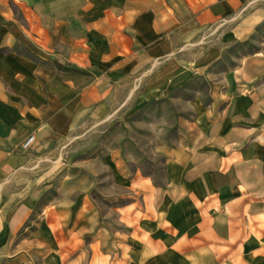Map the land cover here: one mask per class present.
Wrapping results in <instances>:
<instances>
[{"label":"rangeland","instance_id":"1","mask_svg":"<svg viewBox=\"0 0 264 264\" xmlns=\"http://www.w3.org/2000/svg\"><path fill=\"white\" fill-rule=\"evenodd\" d=\"M96 1L0 0L1 51L18 52L51 68L61 63L69 67L63 70L97 74L109 102L108 113L82 115L49 146L32 145L35 170L44 176L34 181L38 196L28 217L4 233L0 264H170V256L154 253L160 241L146 236L138 223L146 215L156 218L162 231L169 228L163 213L146 207L150 188L164 186L168 171L174 172L170 150L193 141L207 112L218 116L236 91L250 89L253 74L258 76L256 87L264 91V0L258 5L260 21L242 35H235L234 29L246 11L203 26L189 13L181 14L172 41L188 77L151 95L144 90L148 75L140 79L137 69L124 73L95 64L80 66L70 59L72 49L60 41V34L90 26L87 17L98 12ZM27 44L35 52H29ZM230 150L220 149L218 156ZM245 171L247 187L257 184L264 191L261 164L248 165ZM7 182L1 179L0 187ZM211 232L219 231L215 227ZM139 237L146 239L141 256ZM216 249L211 239L185 254L189 264H216ZM178 257L179 264L187 263ZM240 262L227 258L225 264Z\"/></svg>","mask_w":264,"mask_h":264},{"label":"crops","instance_id":"2","mask_svg":"<svg viewBox=\"0 0 264 264\" xmlns=\"http://www.w3.org/2000/svg\"><path fill=\"white\" fill-rule=\"evenodd\" d=\"M262 1L97 0L98 12L87 17L90 26L71 28L60 34V41L68 43L70 59L80 66L95 64L124 73L137 69L140 79L147 74L144 90L151 95L188 77L174 55L178 45L172 41L181 14L189 13L203 26L227 19L226 15L235 19L239 11H246L234 29L235 35H242L260 21ZM97 78V74L51 68L18 52L0 50V180L25 181L13 188L8 182L0 187V242L6 229L23 224L38 196L34 181L43 178L44 171L36 172L30 149L54 143L90 111L109 112ZM255 78L253 74L250 89L245 86L235 92L218 116L205 114L206 123L191 143L170 150L168 161L176 163L174 172L168 171L164 186L149 190L146 209L163 213L169 228L162 231L158 220L146 215L138 223L146 236L160 241L154 253L170 256V264H179L178 255L189 264L185 252L211 239L217 243L216 264H225L227 258L264 264V204L256 203L264 200V191L257 184L248 188L243 180L248 165L256 168L260 163L264 173V91L256 87ZM29 133L35 135L34 144L22 148L21 141ZM228 147L230 152L218 156L220 149ZM215 227L218 234L211 232ZM137 240L141 256L146 239Z\"/></svg>","mask_w":264,"mask_h":264},{"label":"built area","instance_id":"3","mask_svg":"<svg viewBox=\"0 0 264 264\" xmlns=\"http://www.w3.org/2000/svg\"><path fill=\"white\" fill-rule=\"evenodd\" d=\"M34 141L35 135L33 133H29L21 141V147L27 149L34 143Z\"/></svg>","mask_w":264,"mask_h":264},{"label":"trees","instance_id":"4","mask_svg":"<svg viewBox=\"0 0 264 264\" xmlns=\"http://www.w3.org/2000/svg\"><path fill=\"white\" fill-rule=\"evenodd\" d=\"M25 48L29 51V52H32L27 46H25ZM1 49V48H0ZM31 59H33V58H31ZM42 59V58H41ZM42 61L43 62H45L46 60L45 59H42ZM56 67H58V68H62V69H68L69 67H67V66H65V65H63V64H61V63H58V65L56 66Z\"/></svg>","mask_w":264,"mask_h":264}]
</instances>
